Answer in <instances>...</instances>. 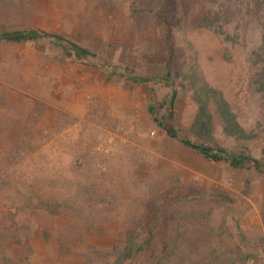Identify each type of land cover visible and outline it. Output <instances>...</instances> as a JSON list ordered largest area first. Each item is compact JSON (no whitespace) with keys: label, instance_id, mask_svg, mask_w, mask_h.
<instances>
[{"label":"rangeland","instance_id":"374dc122","mask_svg":"<svg viewBox=\"0 0 264 264\" xmlns=\"http://www.w3.org/2000/svg\"><path fill=\"white\" fill-rule=\"evenodd\" d=\"M148 9L171 21L173 54ZM263 16L264 0H0V34H59L154 79L0 43V264H116L130 246L146 252L123 264H264V175L207 161L149 113L174 102L190 140L213 89L245 131L227 135L210 100L214 143L263 160Z\"/></svg>","mask_w":264,"mask_h":264},{"label":"trees","instance_id":"16d2710c","mask_svg":"<svg viewBox=\"0 0 264 264\" xmlns=\"http://www.w3.org/2000/svg\"><path fill=\"white\" fill-rule=\"evenodd\" d=\"M146 12H148L149 15L153 17V19L165 27L169 32L166 45L169 54H173V27L171 21L164 14L156 12L152 9H148ZM210 17L211 16H206L205 21H210ZM208 27L211 29L213 28V26ZM43 41L51 43L54 47L63 52L68 59H75L83 63L89 62L93 67L110 73L113 76L120 75L121 78H124L133 86H143L154 83L153 78L149 76L138 75L134 70L131 69H125L123 73L118 71V67L111 69L112 67L108 66L106 63L98 62L99 58L94 52L81 45L68 41L59 34L41 31H16L4 32L0 34V43L21 45L25 43H41ZM255 57L264 59V45L259 51L255 53ZM255 65L262 69L259 73V82L263 84L262 88L264 89V61L262 64L257 63ZM171 75L172 70L169 66L168 77H171ZM169 83H171L170 86L172 87V81ZM197 98L199 108L198 114L191 127L192 138L190 140H181L176 128L173 126V119L175 116L174 102L170 104L163 116L161 115V112L158 111V109L154 106L149 107V113L154 118L155 123L171 138L179 140L184 147L196 152L198 155H201L207 161L216 164H227L232 170L235 171L251 170L257 172L260 175H264V159H256L252 155V151L248 146L242 144L235 149H227L214 143L215 122L213 113L211 111L210 100H215L214 106L216 108V112L224 123L225 133L232 137H241L245 135V131L238 123L235 114L231 111L230 105L224 99V97L219 92L208 88L198 91ZM145 252L146 250L143 247H140L138 250L134 251L130 246L126 249L124 256L119 259L116 264H123V262L128 259L133 260L134 254L141 255Z\"/></svg>","mask_w":264,"mask_h":264}]
</instances>
